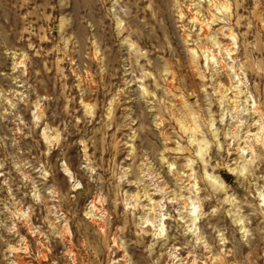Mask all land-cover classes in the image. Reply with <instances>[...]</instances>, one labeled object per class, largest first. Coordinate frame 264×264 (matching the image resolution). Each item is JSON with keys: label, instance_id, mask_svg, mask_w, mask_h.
Masks as SVG:
<instances>
[{"label": "rangeland", "instance_id": "obj_1", "mask_svg": "<svg viewBox=\"0 0 264 264\" xmlns=\"http://www.w3.org/2000/svg\"><path fill=\"white\" fill-rule=\"evenodd\" d=\"M262 141L264 0H0V264H264Z\"/></svg>", "mask_w": 264, "mask_h": 264}, {"label": "bare ground", "instance_id": "obj_2", "mask_svg": "<svg viewBox=\"0 0 264 264\" xmlns=\"http://www.w3.org/2000/svg\"><path fill=\"white\" fill-rule=\"evenodd\" d=\"M229 37H232V36H229ZM232 55V54H231ZM230 56V55H229ZM231 57V56H230ZM231 60V59H230ZM235 60H233V62H234ZM238 65V64H237ZM224 69V68H223ZM232 69H236L235 68V66L234 67H232ZM231 70V69H230ZM226 72H228L229 73V75H227V77H224V80H223V82H221L220 80V82H221V86L223 87H221V90H224V92L222 93L223 94V96H224V99L225 98H227V102H229V104L231 105V103H233V102H231V100H233V98H237V96L238 95H235V96H232V97H229V95H232V93H230V94H227V91H229V90H231V88H233L234 87V85H232L233 83H234V77L230 74V71H228V70H226ZM225 72V73H226ZM224 73V74H225ZM227 73V74H228ZM234 73H236V71L234 72ZM236 78H237V75H236ZM237 80V79H236ZM238 82L237 83H240L241 81H240V79L238 78V80H237ZM231 83V88H229L228 87V85ZM235 88V87H234ZM226 89V90H225ZM232 91V90H231ZM148 92V91H147ZM230 92V91H229ZM234 100H236V99H234ZM235 102V101H234ZM235 104V103H234ZM89 105V104H88ZM234 108H238V105H236ZM258 111V110H257ZM142 120V119H141ZM145 120H146V118H145ZM142 122V121H141ZM236 129V128H235ZM263 142V141H262ZM264 143V142H263ZM239 145V144H238ZM241 147V146H240ZM240 149V148H239ZM243 151H244V148L242 149ZM162 188H163V186H162ZM161 191V190H160ZM139 199V198H138ZM137 199V200H138ZM136 200V199H135ZM50 203V202H49ZM139 203V202H138ZM180 204V203H179ZM139 205V204H138ZM155 207H156V205H155ZM162 214V213H161ZM54 215V214H53ZM157 215V214H156ZM163 216V215H162ZM149 217V216H148ZM49 218V217H48ZM151 218V217H150ZM159 218V217H158ZM156 219V218H155ZM162 220V219H161ZM147 223H149V225H151V224H153V223H151L150 224V219L149 218H147ZM154 221V220H153ZM156 221V220H155ZM152 222V221H151ZM161 223V222H160ZM17 263V262H16ZM19 264V263H18Z\"/></svg>", "mask_w": 264, "mask_h": 264}]
</instances>
